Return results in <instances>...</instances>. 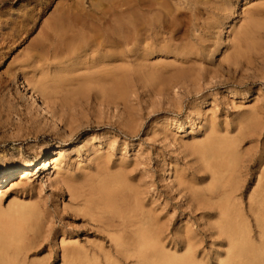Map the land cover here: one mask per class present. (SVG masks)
<instances>
[{
    "label": "rangeland",
    "instance_id": "rangeland-1",
    "mask_svg": "<svg viewBox=\"0 0 264 264\" xmlns=\"http://www.w3.org/2000/svg\"><path fill=\"white\" fill-rule=\"evenodd\" d=\"M27 1L0 0V178L10 168L34 164L27 179L18 178V174L3 189L2 223L7 227L22 206L33 208L40 217L39 231L29 237L33 246L19 256L20 262L63 264L61 248L73 242L85 247L94 244L102 254H110V247L101 238L84 231L86 222L70 215L87 208L73 204L65 186L69 179L80 182L98 170L101 174L95 177L116 174L123 180L125 201H129L123 204L117 199L119 207L129 205L132 209L133 205V211L150 215L156 224L167 227L169 235L194 230L200 220L189 215L186 196L189 188L202 189L211 181L203 166L202 148L213 136L219 143L227 141L230 150L249 164L243 174L235 173L244 186L243 195L239 191L235 194L238 199L241 196L245 222L257 243L261 229L249 211V198L259 189L258 180L264 174V38H257L255 45L240 46L237 32L247 20L244 11L263 5L264 0L245 5L239 2L235 14L212 25L204 37L206 53L186 56L175 49L145 55L141 48L126 58L129 75L124 101L115 99L106 104L82 100L75 109L64 106L61 93L50 96L37 92L40 78L53 75V70L66 64L54 65L52 71L47 65L33 71L24 64L27 57L44 51L59 3L74 0H29L31 7L36 5L35 14L22 27L19 7ZM95 1L115 8L116 13L127 8L125 0ZM89 3L79 0L83 7ZM176 4L188 12L184 1ZM209 21L204 11L196 20L200 25ZM198 31L192 32L193 37L203 34ZM170 42L175 48L193 45L186 34ZM28 80L33 90L23 89ZM32 92L36 102L30 98ZM58 146L61 152L54 153L59 152ZM53 159L56 161L51 163ZM240 159L238 168L243 164ZM204 172L206 177L202 178ZM203 217V221L209 220L207 215ZM225 249L223 245L221 250ZM208 251L214 264L224 257L215 248L208 246Z\"/></svg>",
    "mask_w": 264,
    "mask_h": 264
},
{
    "label": "bare ground",
    "instance_id": "bare-ground-1",
    "mask_svg": "<svg viewBox=\"0 0 264 264\" xmlns=\"http://www.w3.org/2000/svg\"><path fill=\"white\" fill-rule=\"evenodd\" d=\"M89 1L86 7L80 6L79 0L59 3L54 26L49 24L53 29L44 51L40 56L24 60V64L33 71L41 69L42 65L51 70L54 65L66 64L51 70L53 75L40 78L36 87L40 95L61 93L64 106L74 109L81 105L82 100L93 99L106 104L115 99L124 101L129 75L126 58L141 48L145 55L175 49H181L186 56L206 53L204 37L208 36L211 26L235 14L239 2L245 5L254 0H125L126 11L117 13L115 8L103 7L95 0ZM179 1L186 3L188 12L181 10V6L179 8L176 4ZM31 4L28 0L19 7L22 27L35 14L36 5L31 7ZM203 11L209 15L210 21L200 25L196 20ZM244 14L247 20L237 32H240L238 44L255 45L257 38H264V4L247 9ZM51 19L49 22L52 23ZM25 30L28 32L29 29ZM198 30L203 34L193 37L192 32ZM182 34L193 39L195 50L193 45L173 47L170 41ZM116 61L121 64L116 65ZM33 86L31 80L22 84L27 91L29 87L33 90ZM30 98L36 102L35 93L32 92ZM231 145L233 147V143ZM59 149L58 146L56 151L59 152L54 153H60ZM230 149L227 141L219 143L215 136L202 148L203 166L206 172L209 171L211 181L202 189L189 188L185 203L190 208L189 215L198 216L200 222L194 230L189 228L182 235L178 232L169 235L167 227L156 224L150 215L133 211L132 204V209L129 205L119 207L117 199L123 204L129 200L125 201L126 189L116 174L95 177L101 174L98 170L95 176L86 175L80 182L69 179L65 186L70 201L87 208L74 210L70 215L86 222L88 226L83 228L84 231L101 238L110 247L111 255L107 252L102 254L94 244L85 247L73 242L61 248L63 264H214L209 258L210 251L205 252V249L209 246L222 251L223 245L226 249L219 255L224 257L217 264H264V174L258 180L259 189L249 198V211L261 229L256 243V237L251 236L243 216L241 196L238 199L235 194L237 191L244 194L241 176L235 173L243 174V169L246 170L249 164H244V158H238ZM38 158L39 155L35 160ZM238 159L243 162L239 168L236 167ZM33 165V162H28L18 168H10L0 178V195L18 174V178L27 179ZM206 172L202 178L206 177ZM2 215L0 212V264H22L19 256L32 248L29 237L39 231V214L33 208L22 206L11 217L7 227H3ZM205 215L209 219L207 222L203 221ZM216 216L214 222H209ZM32 264H47V260Z\"/></svg>",
    "mask_w": 264,
    "mask_h": 264
}]
</instances>
